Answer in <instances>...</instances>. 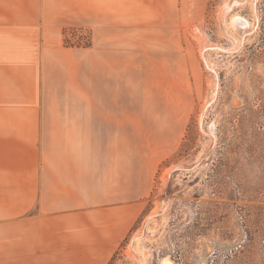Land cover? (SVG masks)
<instances>
[{"label":"rangeland","instance_id":"374dc122","mask_svg":"<svg viewBox=\"0 0 264 264\" xmlns=\"http://www.w3.org/2000/svg\"><path fill=\"white\" fill-rule=\"evenodd\" d=\"M33 5L88 59L67 80L103 110L166 118L121 137L156 173L109 264H264V0H0V15Z\"/></svg>","mask_w":264,"mask_h":264},{"label":"crops","instance_id":"0c3cea01","mask_svg":"<svg viewBox=\"0 0 264 264\" xmlns=\"http://www.w3.org/2000/svg\"><path fill=\"white\" fill-rule=\"evenodd\" d=\"M22 9L0 15V264H109L156 173L121 137L166 118L103 110L86 80L66 79L87 75V57L68 59L63 28L38 25L39 5Z\"/></svg>","mask_w":264,"mask_h":264},{"label":"bare ground","instance_id":"6f19581e","mask_svg":"<svg viewBox=\"0 0 264 264\" xmlns=\"http://www.w3.org/2000/svg\"><path fill=\"white\" fill-rule=\"evenodd\" d=\"M239 20V19H238ZM241 23V22H240ZM243 28V27H242ZM214 91V90H213ZM212 103V102H211ZM209 105V104H208ZM164 264H173L172 261L170 260H165V263Z\"/></svg>","mask_w":264,"mask_h":264},{"label":"trees","instance_id":"16d2710c","mask_svg":"<svg viewBox=\"0 0 264 264\" xmlns=\"http://www.w3.org/2000/svg\"><path fill=\"white\" fill-rule=\"evenodd\" d=\"M68 43V42H67Z\"/></svg>","mask_w":264,"mask_h":264}]
</instances>
